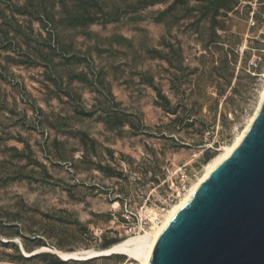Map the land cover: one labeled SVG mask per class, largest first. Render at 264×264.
Wrapping results in <instances>:
<instances>
[{
    "label": "rangeland",
    "instance_id": "rangeland-1",
    "mask_svg": "<svg viewBox=\"0 0 264 264\" xmlns=\"http://www.w3.org/2000/svg\"><path fill=\"white\" fill-rule=\"evenodd\" d=\"M263 2L0 0V264H140L54 250L151 231L232 144L264 87Z\"/></svg>",
    "mask_w": 264,
    "mask_h": 264
},
{
    "label": "water",
    "instance_id": "water-1",
    "mask_svg": "<svg viewBox=\"0 0 264 264\" xmlns=\"http://www.w3.org/2000/svg\"><path fill=\"white\" fill-rule=\"evenodd\" d=\"M147 264H264V100L238 145L168 221Z\"/></svg>",
    "mask_w": 264,
    "mask_h": 264
},
{
    "label": "bare ground",
    "instance_id": "bare-ground-1",
    "mask_svg": "<svg viewBox=\"0 0 264 264\" xmlns=\"http://www.w3.org/2000/svg\"><path fill=\"white\" fill-rule=\"evenodd\" d=\"M264 100V87L262 88L260 98L258 101V105L255 109V112L250 116L246 126L236 135L232 144H228L224 146L219 155L214 157L212 161L207 165L204 173L191 185V187L186 190V193L182 195L178 202L175 203L169 211L166 213L165 217L160 220L158 217H152L153 226L152 230L146 232L145 234H139L129 240L114 244L113 246L103 249H82L78 251L64 252L61 250H54L56 253L60 254L63 258L67 259L68 257H90L93 255H109L118 252H129L135 259H137L140 264H147L149 261L151 250L161 233L164 227L167 225L168 221L172 218V216L176 213V211L191 197L199 184L210 174V172L223 160L225 159L233 149L238 145L240 140L242 139L245 132L249 129L250 125L255 119V116L260 109L262 102ZM150 230V229H149ZM24 249V248H23ZM37 252V251H35ZM33 252V253H35ZM127 252V253H128ZM130 255V256H131ZM80 260V259H79ZM86 260V259H85Z\"/></svg>",
    "mask_w": 264,
    "mask_h": 264
},
{
    "label": "built area",
    "instance_id": "built-area-1",
    "mask_svg": "<svg viewBox=\"0 0 264 264\" xmlns=\"http://www.w3.org/2000/svg\"><path fill=\"white\" fill-rule=\"evenodd\" d=\"M262 16L264 17V14ZM180 178H181V182H182L180 190L182 192H185L187 190V188L190 186L189 176L185 172H181L180 173Z\"/></svg>",
    "mask_w": 264,
    "mask_h": 264
},
{
    "label": "trees",
    "instance_id": "trees-1",
    "mask_svg": "<svg viewBox=\"0 0 264 264\" xmlns=\"http://www.w3.org/2000/svg\"><path fill=\"white\" fill-rule=\"evenodd\" d=\"M77 2L79 1V0H76ZM40 254H44V253H40Z\"/></svg>",
    "mask_w": 264,
    "mask_h": 264
}]
</instances>
